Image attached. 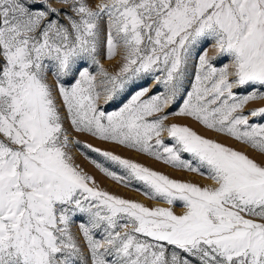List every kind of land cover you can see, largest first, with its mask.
Here are the masks:
<instances>
[{
    "label": "snow or ice",
    "instance_id": "1",
    "mask_svg": "<svg viewBox=\"0 0 264 264\" xmlns=\"http://www.w3.org/2000/svg\"><path fill=\"white\" fill-rule=\"evenodd\" d=\"M258 101L264 0H0V264H264Z\"/></svg>",
    "mask_w": 264,
    "mask_h": 264
},
{
    "label": "rangeland",
    "instance_id": "2",
    "mask_svg": "<svg viewBox=\"0 0 264 264\" xmlns=\"http://www.w3.org/2000/svg\"><path fill=\"white\" fill-rule=\"evenodd\" d=\"M105 66L106 67H111V64L109 63H105ZM259 106H264V101H258V102H255L253 104H250L249 107H259ZM110 107H115V105H112ZM170 122H177V123H190L189 121H185L181 118H173ZM197 131L201 132L202 134H205V135H208V136H212L213 138H217V139H220L222 142L224 143H227V144H230L231 146L233 147H236V148H239L245 152H247L250 156H254L256 157L257 159H259L258 156H256V153L252 152L251 150H249L248 148H245L243 147L242 145H239L238 143L234 142V141H231V140H225L224 138L222 137H216L215 134L213 133H205L203 132L202 129L199 128V126L197 125H192ZM80 139L84 140V139H87L86 137H80ZM94 144H97V142L95 141H90ZM97 146H101L103 147V145H99L97 144ZM76 158H77V162L78 163H81L82 166H84L86 168V170L88 171H93L92 168H91V165H89L82 156L79 155V153H76ZM136 159H139L142 163H145V164H148L150 165L151 167L157 169V170H160V171H164V172H167L169 173L170 175L178 178V177H181V178H186L187 176H191V174H180V173H175V172H172L170 169L164 167L163 165H160L158 163H154L150 160H148L147 158L145 157H135ZM96 176H97V179L99 181H101V186L106 188L107 190L109 191H113V192H117L118 194H121V195H124L126 197H129L131 199H135V200H139V197L141 198H144L142 197L141 195H139L138 193H135V192H132L131 190H128V189H123V188H120V187H117L116 185L113 184L112 181L106 179V178H103L100 176L99 173H94ZM187 175V176H186ZM193 176V175H192ZM145 199V198H144ZM145 203H149L148 201L145 200ZM161 206H164V205H161ZM177 212L180 211L179 208L176 209Z\"/></svg>",
    "mask_w": 264,
    "mask_h": 264
},
{
    "label": "bare ground",
    "instance_id": "3",
    "mask_svg": "<svg viewBox=\"0 0 264 264\" xmlns=\"http://www.w3.org/2000/svg\"><path fill=\"white\" fill-rule=\"evenodd\" d=\"M178 178H181V177H178ZM182 179H191V180H194L195 182H197V183H199L201 185H207V184L211 183L210 181H207L205 179H202L200 177H195V176H192V175L191 176L189 175L186 178H182ZM139 200H140V202L145 203V199L144 198L139 197Z\"/></svg>",
    "mask_w": 264,
    "mask_h": 264
}]
</instances>
